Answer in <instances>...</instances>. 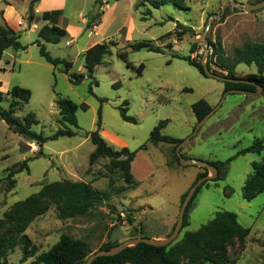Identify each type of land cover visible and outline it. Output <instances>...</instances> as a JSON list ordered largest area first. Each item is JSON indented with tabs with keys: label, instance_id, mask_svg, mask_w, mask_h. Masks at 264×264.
I'll use <instances>...</instances> for the list:
<instances>
[{
	"label": "rangeland",
	"instance_id": "rangeland-1",
	"mask_svg": "<svg viewBox=\"0 0 264 264\" xmlns=\"http://www.w3.org/2000/svg\"><path fill=\"white\" fill-rule=\"evenodd\" d=\"M179 1V6L172 0L155 8L147 0H104L101 7L95 4L96 0H48L43 9H38L39 0L36 4L33 0H0V26L8 24L6 16L12 25L20 27L15 31L21 33V42L27 46L25 50H8L0 64V91L4 94L0 107L9 108L6 94L12 88L31 90L29 103L15 115L23 121L27 114L35 113L39 124L33 126V131L51 137L63 127L58 120V94L78 105V125L66 123L75 135L51 139L43 147L14 133L0 120V219L16 202L51 182L86 181L107 194L86 217L61 220L53 207L37 219L27 230L37 255L50 250L62 234L86 241L93 253L108 241L119 244L134 236L163 239L171 234L180 214L182 195L204 170L193 164L169 166L173 146H154L149 138L160 121L169 120L163 133L186 140L198 124L192 106L206 100L213 108L221 106L181 153L187 159L207 162L233 159L226 178L218 186L211 182L199 191L189 212V225L176 241L187 232L199 230L216 212L229 211L251 229L245 250L241 252L239 246L232 250L237 264H264V192L252 201L243 198L253 163L261 162L264 152L239 155L255 139L264 138V90L230 93L221 104L228 92L226 82L207 77L184 59L207 62L213 52L210 41L221 42L227 58H232L246 42L264 43V8L248 12L241 8L245 3L240 2L244 0ZM98 11H103L100 24L87 29L90 15ZM30 14L35 17L33 21ZM178 23L192 30L179 38L183 28L178 29ZM46 24L67 32L59 43L43 42L52 56L73 62L71 73L86 74L87 49L98 43L109 45L104 62L95 73L99 86L93 87L94 94L89 93V79L74 85L64 66L55 69L41 56L34 43ZM69 25L77 34L69 32ZM140 43L149 47L138 51L131 48ZM194 43L198 46L193 53ZM123 52L128 53L127 61L132 67L120 57ZM142 64L145 68L139 74L137 69ZM211 67L221 75L227 73L216 62ZM236 71L244 77L257 73V67L241 63ZM126 100L130 103L129 115L137 123L121 117L120 108ZM100 108L102 129L119 136L126 147L136 152L132 173L139 184L135 188H129L120 173L110 175L106 168L109 159L102 158L90 165L95 146L89 135L98 128ZM107 142L116 150L122 148ZM33 144L39 147L36 152L32 151ZM142 146L145 148L141 149ZM25 160L28 169L14 177L17 184L9 190L8 169ZM21 259L22 253L17 249L9 262L20 264Z\"/></svg>",
	"mask_w": 264,
	"mask_h": 264
},
{
	"label": "trees",
	"instance_id": "trees-1",
	"mask_svg": "<svg viewBox=\"0 0 264 264\" xmlns=\"http://www.w3.org/2000/svg\"><path fill=\"white\" fill-rule=\"evenodd\" d=\"M37 1L38 0H33V3L36 4ZM147 1L155 8H159L162 4L172 2V0ZM260 1L263 0H255L254 3ZM104 3V0H96L95 2L99 7L103 6ZM174 3L178 6L180 5L179 0H174ZM53 13L58 14L61 13V11H53ZM102 15L103 11H98L94 16L90 15L86 28L89 29L92 26H96L98 23L100 24ZM29 18L33 21L34 15L30 14ZM177 28H183V30L179 32V38L188 30H192L181 23L177 24ZM66 34L67 32L64 29L46 24L40 29L38 34L39 38L34 44L38 45L41 56L48 63L53 65L55 69L59 66H64V71L69 75V80L72 84L79 85L85 79H89V93L94 94L93 87L99 86V81L95 73L97 68L103 64L109 45L107 43H98L87 49L84 53L86 74L71 73L73 62L64 58L52 56L44 44V42L59 43L61 38ZM197 46V43L193 44V53L197 50ZM147 47H149V45L146 43L131 45L134 51ZM209 47L213 49V52L207 64L214 73L218 72L212 69L211 64L216 62L221 70L227 72L222 75L228 78L245 79L254 82L264 90V43L246 42L243 48L237 50L232 58H227L221 42L215 43L210 41ZM10 49L14 51L25 50L27 46L23 45L21 42V33L15 31L5 23L4 26H0V62L3 60L5 53ZM120 57L127 62L128 67H132V63L127 61V52L120 53ZM184 59L191 65L197 67L199 71L204 74L201 62L198 63L191 57H184ZM241 63L255 64L257 73H251L244 77L239 76L236 69ZM144 68L145 66L142 64L137 69L138 73L142 74ZM225 84V91L233 89L249 92L257 91V86L252 84L232 82H226ZM119 85L120 84H117V86ZM6 95L10 99L9 108L3 109L0 107V120L5 121L14 133L23 136L26 140L37 142L43 147L44 144L51 139L75 135V132L66 126V123L74 126L78 125L76 114L78 105L72 100L58 94L56 100L59 110L58 120L63 127L51 137H46L43 134L36 133L32 129L34 125L39 124V120L35 113L30 112L23 121L18 119L15 115L18 109L23 108L25 104L29 103L32 97L31 90L16 86L9 90ZM3 100L4 94L0 91V102ZM102 102H104V100H102ZM129 105V101H124L120 108L121 117L127 122L137 123V120L129 115ZM192 109L197 120L200 121L213 110V107L206 100H200L192 106ZM168 123L169 120L160 121L152 130L149 142L154 146H159L160 144L172 145V159L168 162V165H181L182 163L176 150L183 140L163 133V129ZM97 126V130L89 135L95 146L94 152L90 155V165L96 164L102 158L109 159L110 162L106 168L110 175L120 173L129 188H135L139 184L132 173V163L135 160L136 152L131 151L128 147L116 150L104 139L101 135L102 108L99 110ZM143 148H145V146L141 147V149ZM263 152L264 138H257L250 147L240 151L239 155L249 153L260 155ZM184 158L187 159L185 156ZM231 160L225 162H210L217 168V176L214 179L204 182L196 191L187 208L183 228L189 225V212L199 191L204 186H209L211 182H214V184L218 186V182L226 178ZM27 163L28 161L25 160L23 163L8 169L9 174L6 177V181L9 190H12L17 184L14 177L28 169ZM202 169L204 171L198 173L192 186L199 179L209 175L208 169ZM112 183L113 181L110 180V186H112ZM188 191L181 197L182 204ZM263 192L264 158L261 162L253 163V173L245 182L243 198L246 201H252ZM106 198L107 194L105 192L94 188L92 183L86 181H56L43 185L39 192L32 194L25 200L16 202L12 208L4 214V217L0 219V264H10L9 257L17 249L22 253L20 264H26L29 259L34 260L27 264H85L87 258L93 253L92 248L86 241L72 237L69 234H62L59 241L56 242L50 250L37 255V247L28 236L27 230L37 219L47 214L53 207L57 210L58 217L61 220L82 218L88 216ZM250 233L251 229L243 226L239 222L236 214L229 211H218L215 213L214 218L203 225L199 230L187 232L182 240L175 241L171 245L153 246L140 243L136 246L126 248L115 256L99 257L93 264H237L238 259L234 257L232 250H234L236 246H239L240 251L243 252L246 248ZM136 237L137 236H134L132 238ZM117 245L118 244L114 242L108 241L103 244L99 250H109Z\"/></svg>",
	"mask_w": 264,
	"mask_h": 264
},
{
	"label": "water",
	"instance_id": "water-1",
	"mask_svg": "<svg viewBox=\"0 0 264 264\" xmlns=\"http://www.w3.org/2000/svg\"><path fill=\"white\" fill-rule=\"evenodd\" d=\"M229 1V0H227ZM233 1V0H232ZM234 3V1H233ZM242 9H245L246 11L250 12L252 10L257 11L260 9L264 8V0L254 3V2H248L242 5L241 7ZM209 51V49H208ZM202 66L204 69V75H206L207 77H211L214 79H217L219 81L222 82H232V83H245V84H252L257 86V92L258 91H263V88L259 85H257L254 82L245 80V79H233V78H228L224 75H221L219 73H214L210 66L207 64V62L202 61ZM230 93H243V94H251V93H255V92H249V91H245V90H238V89H233L228 91L225 96L222 99L221 104L225 101V98L228 94ZM221 106V105H220ZM219 106V107H220ZM219 107L213 108V110L207 114L202 120L198 121V124L196 125L193 134L187 138L186 140H184L180 145H178L177 147V154L180 157L181 163L182 165H189V164H193L199 167H203L206 168L210 171L211 175L205 176L201 179H199L188 191L187 196L181 206L180 209V214L178 217V221L175 225L174 230L172 231L171 234H169L166 238L163 239H155V238H148V237H143V236H139L136 238H131L128 239L124 242H121L120 244H118L117 246L112 247L109 250H99L96 251L92 254H90V256L87 258L86 263L85 264H93V262L99 258V257H110V256H115L117 254H119L120 252H122L123 250H125L128 247H132V246H136L140 243H146L149 245H153V246H168L171 245L172 243H174L178 237L180 236L183 227H184V221H185V215H186V211L187 208L190 204V202L192 201L196 191L198 190V188L206 181L210 180V179H214L217 176L218 170L215 166H213L210 162L207 161H202V160H198V159H185L183 154L181 153V149L183 148V146L192 138L194 137L197 132L199 131V129L203 126V124L208 121L217 111V109Z\"/></svg>",
	"mask_w": 264,
	"mask_h": 264
},
{
	"label": "crops",
	"instance_id": "crops-1",
	"mask_svg": "<svg viewBox=\"0 0 264 264\" xmlns=\"http://www.w3.org/2000/svg\"><path fill=\"white\" fill-rule=\"evenodd\" d=\"M48 0H39V2H38V5H37V8H38V6H39V8L38 9H43V7H44V5H45V3L47 2ZM234 1V0H233ZM249 1H253V0H244L243 2H240V3H248ZM6 5H8V6H12V4H6ZM31 5H32V3H31ZM51 9V8H50ZM50 9H48L49 11H51ZM36 11L38 12V10L36 9ZM53 11H58V10H52L51 12H53ZM27 13V12H26ZM25 13V14H26ZM24 14V15H25ZM4 15H5V10H4ZM37 16V15H36ZM35 18V17H34ZM5 19H6V21L8 22V25L10 26V27H12L14 30H17V29H19L20 27L19 26H14V25H12L11 24V22H10V20L5 16ZM20 20V19H19ZM19 22V21H18ZM18 25V24H17ZM77 29V28H76ZM68 30H69V32L71 33H73V34H77V30H74V32L71 30V28H70V25L68 26ZM2 62V61H1ZM1 62H0V64H1ZM101 134L103 135V137L107 140V141H109V142H112V143H114V144H120L121 146H122V148L123 147H126V145H127V143H125V142H123L121 139H120V137L119 136H117V135H115V134H113V133H111V132H109V131H106V130H104V129H102V131H101ZM198 175V174H197Z\"/></svg>",
	"mask_w": 264,
	"mask_h": 264
},
{
	"label": "built area",
	"instance_id": "built-area-1",
	"mask_svg": "<svg viewBox=\"0 0 264 264\" xmlns=\"http://www.w3.org/2000/svg\"><path fill=\"white\" fill-rule=\"evenodd\" d=\"M31 148H32L33 152H36L37 150H39V147L37 145H34V144L32 145Z\"/></svg>",
	"mask_w": 264,
	"mask_h": 264
}]
</instances>
